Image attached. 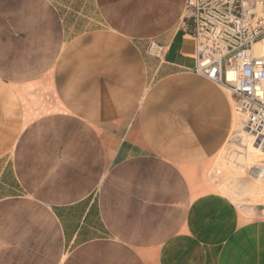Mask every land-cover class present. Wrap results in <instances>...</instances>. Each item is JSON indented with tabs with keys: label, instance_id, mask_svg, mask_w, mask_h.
Wrapping results in <instances>:
<instances>
[{
	"label": "crops",
	"instance_id": "0c3cea01",
	"mask_svg": "<svg viewBox=\"0 0 264 264\" xmlns=\"http://www.w3.org/2000/svg\"><path fill=\"white\" fill-rule=\"evenodd\" d=\"M187 0H0V264H264V207L210 171L227 89Z\"/></svg>",
	"mask_w": 264,
	"mask_h": 264
},
{
	"label": "built area",
	"instance_id": "2783aa9c",
	"mask_svg": "<svg viewBox=\"0 0 264 264\" xmlns=\"http://www.w3.org/2000/svg\"><path fill=\"white\" fill-rule=\"evenodd\" d=\"M182 29L194 38L192 70L231 93L263 147L264 0H187Z\"/></svg>",
	"mask_w": 264,
	"mask_h": 264
},
{
	"label": "rangeland",
	"instance_id": "374dc122",
	"mask_svg": "<svg viewBox=\"0 0 264 264\" xmlns=\"http://www.w3.org/2000/svg\"><path fill=\"white\" fill-rule=\"evenodd\" d=\"M227 93L231 96L229 91ZM233 111L236 113L234 105ZM241 116L243 117V124L244 116L242 114ZM244 147L241 145L240 138L234 136L232 132L227 144L214 161L210 177L219 186L223 194L239 206L250 209L257 206L264 207V155L257 156L256 154L255 156L249 152L246 154L243 150ZM256 173L261 178L255 176Z\"/></svg>",
	"mask_w": 264,
	"mask_h": 264
},
{
	"label": "bare ground",
	"instance_id": "6f19581e",
	"mask_svg": "<svg viewBox=\"0 0 264 264\" xmlns=\"http://www.w3.org/2000/svg\"><path fill=\"white\" fill-rule=\"evenodd\" d=\"M235 112L236 113H234V120H233V124H234L233 125V134H234V136L239 137L241 140V145L246 147V148L244 147V149L243 148L242 149L246 152V154L249 152V153H253V155L255 154V156H256V154H257V156H260L262 154L264 155V147L260 146L259 143L257 144L255 142L254 136L252 134H250L247 130L244 129L243 124H242L243 117L241 116V113L238 111H235ZM241 166H243V165H241ZM260 199L262 201V197Z\"/></svg>",
	"mask_w": 264,
	"mask_h": 264
}]
</instances>
